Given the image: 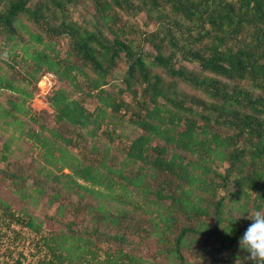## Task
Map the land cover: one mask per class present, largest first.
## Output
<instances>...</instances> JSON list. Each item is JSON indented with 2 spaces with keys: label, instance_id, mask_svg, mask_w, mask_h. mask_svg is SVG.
Returning a JSON list of instances; mask_svg holds the SVG:
<instances>
[{
  "label": "trees",
  "instance_id": "trees-1",
  "mask_svg": "<svg viewBox=\"0 0 264 264\" xmlns=\"http://www.w3.org/2000/svg\"><path fill=\"white\" fill-rule=\"evenodd\" d=\"M91 1L92 29L65 21L48 26L53 36L68 39L65 58L43 36L23 27L28 42L43 45L41 50L25 51V63H32L26 76L36 84L39 74H52L73 92L96 101L90 112L83 98L74 99L63 89L53 92L47 104L59 127L82 130L94 139L108 112L115 116L123 109L141 134L131 141L120 168L109 166L107 154L95 163L79 161L56 146L55 140L71 143L56 130L49 132L54 141L37 135L45 164L50 168L60 164L58 173H45L44 178L61 185L65 195L75 196L69 206L75 213L86 211L91 222L90 231L78 232L69 221L68 233L45 239L48 264L71 262L72 250L79 245L87 251L98 249L93 239L99 242L102 237L113 251L108 248L98 264H151L125 250L130 237L156 238L174 264H193L185 260L183 251L199 243L210 264H233L224 256L242 250L237 242L244 232L236 229L235 221V227L228 225L226 208L231 200L251 194L255 212L264 205V0ZM77 2L37 0L30 7V0H0V36L14 42L20 18L42 23L45 13L55 18ZM120 12L144 14L145 26L154 24L155 29L130 26ZM121 62L126 67L124 87L114 93L105 87ZM230 82L246 87H230ZM180 84L208 100L188 95ZM2 89L14 92L21 102L8 101L9 110L0 109V117L11 118L8 126H21L13 114H26L24 104L32 93L0 77ZM125 93L133 106L120 99ZM3 146L9 150L7 144ZM129 165L136 169L125 173ZM222 165L223 173L218 171ZM231 185L235 191L229 197L219 196ZM130 194L140 202L131 201ZM59 198L54 193L48 204ZM1 208L9 209L0 201ZM65 209L59 205L57 214L63 217ZM23 216L16 224L37 233L41 227L37 219ZM89 254L95 259V253Z\"/></svg>",
  "mask_w": 264,
  "mask_h": 264
},
{
  "label": "rangeland",
  "instance_id": "rangeland-1",
  "mask_svg": "<svg viewBox=\"0 0 264 264\" xmlns=\"http://www.w3.org/2000/svg\"><path fill=\"white\" fill-rule=\"evenodd\" d=\"M36 2L37 0H30L28 5L34 7ZM93 13L91 0H78L77 3L68 6L64 13L56 14L55 18H48V13H45V21L42 23L34 24L27 18H20L15 24L14 42L6 41L4 35L0 36V77L10 81L13 86L32 93V99L26 100L24 104L26 114H13V117L21 123V126H8L7 123L11 121V118L2 119L0 117V201L9 207V209H0V264H48L50 256L45 246V239H48L51 235L66 233V224L69 221L74 223V231L79 232L86 229L90 231L91 229L90 216L86 211L79 209L75 213L69 206L70 203L75 202L76 197L65 195L64 191L60 189L61 185L48 182L44 178L45 173H58L57 169L60 164H57L55 168H50L45 164L43 159L44 150L41 148V143L37 142V135H39V139L46 138L49 141H54L49 132L56 130L59 135L71 142L68 145L55 140L56 146L67 150L70 155L79 161L95 163L97 160L100 161L106 157L107 154L109 166L120 168V164L125 160V153L131 141L141 134L140 130L135 129L128 122L131 114L126 113L123 109L115 116H111L108 112V119L94 139H90L82 130H75L68 126L59 127L54 123V114L47 104V99L58 89L72 93L73 98L77 100H81L83 97L73 92L66 82L58 81L56 76L52 74H39L37 77L42 82L40 84H35L32 78H29L30 76H26L32 63H25V51L31 53L34 49L41 50L43 45L35 44L32 41L28 42L29 38L23 27L29 29L30 32L43 36L44 41L54 48L61 58H65L68 50V39L65 36H53L49 33L48 26L57 27L61 21H65L92 29L93 26L90 23L93 19ZM119 15L122 21H126L130 26L139 28L141 31L155 29L154 24L145 26L146 18L144 14L128 15L120 12ZM105 36L110 37L108 34ZM143 47L146 51L151 52L146 45ZM187 66L197 69L194 64H187ZM125 69L123 62L118 63L109 77V85L105 89L116 93L119 88H123L122 77ZM155 72L163 75L159 69H156ZM78 80L85 90L86 85L83 79L79 77ZM227 85L230 87L237 85L238 87H246L244 83L238 84L236 82H230ZM179 86L188 95L208 100L199 91L192 90L182 84ZM119 97L125 103L133 106L128 93ZM8 101L20 103L21 99L14 92L6 89L0 90V109L8 111ZM83 102L90 112H93L97 106L96 101L93 99L83 98ZM4 144L8 145V151L4 150ZM58 155L55 152V156L58 157ZM3 156L5 160L2 159ZM225 167V165H222L218 168V171L223 173ZM130 169L135 170L136 166L131 167L129 165L125 168V173H128ZM63 173L68 174L69 172L64 170ZM232 191H235V188L231 185L229 191H221L219 196L229 197ZM54 193L59 194V202L50 206L48 201ZM130 195L131 201L140 202L135 194ZM253 197L254 195L251 194L249 198L241 197L239 201H230L232 205L229 204L226 208L227 216L231 219V222L228 223L229 226L235 227V224L238 223L236 229L239 228L242 232L246 230L251 223L247 216L255 213L252 203ZM226 202H228V199ZM59 205L66 206L63 217L57 214ZM126 208L129 207L126 206ZM260 211L264 212V205ZM24 214L36 218V223L41 224L37 233L16 224L17 217L25 218ZM84 236H87V234H84ZM174 236L175 234L172 237ZM93 241L97 244L98 249L92 248L89 251L95 253V259L89 254V251L79 245L78 248L80 247V249L74 248L72 250L73 260L71 262L65 261L64 264H98L97 261L102 262L104 260L108 248L109 251H113V246L108 245L104 237L99 242L95 239ZM237 245H239L238 242ZM208 247L211 248V246ZM125 250H129L132 254H136L151 264H174L162 252L165 250L163 245L153 237L141 239L130 237ZM202 252V244L199 243L184 250L183 255L189 263L210 264L209 256L204 255ZM224 258L225 260L229 259L233 264H253L249 254L239 249H234L229 254H225Z\"/></svg>",
  "mask_w": 264,
  "mask_h": 264
},
{
  "label": "clouds",
  "instance_id": "clouds-1",
  "mask_svg": "<svg viewBox=\"0 0 264 264\" xmlns=\"http://www.w3.org/2000/svg\"><path fill=\"white\" fill-rule=\"evenodd\" d=\"M247 219L251 223L239 238V246L249 254L253 264H264V212L257 210Z\"/></svg>",
  "mask_w": 264,
  "mask_h": 264
},
{
  "label": "built area",
  "instance_id": "built-area-1",
  "mask_svg": "<svg viewBox=\"0 0 264 264\" xmlns=\"http://www.w3.org/2000/svg\"><path fill=\"white\" fill-rule=\"evenodd\" d=\"M39 84L42 83L41 81L38 82Z\"/></svg>",
  "mask_w": 264,
  "mask_h": 264
}]
</instances>
